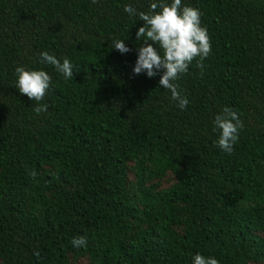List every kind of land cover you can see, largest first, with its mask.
Masks as SVG:
<instances>
[{
	"label": "trees",
	"instance_id": "trees-1",
	"mask_svg": "<svg viewBox=\"0 0 264 264\" xmlns=\"http://www.w3.org/2000/svg\"><path fill=\"white\" fill-rule=\"evenodd\" d=\"M152 2L0 0V264L264 263V0H182L212 45L175 81L183 110L162 71H133L145 22L124 8ZM20 66L52 77L46 112L17 89ZM225 107L244 123L231 154Z\"/></svg>",
	"mask_w": 264,
	"mask_h": 264
},
{
	"label": "clouds",
	"instance_id": "clouds-1",
	"mask_svg": "<svg viewBox=\"0 0 264 264\" xmlns=\"http://www.w3.org/2000/svg\"><path fill=\"white\" fill-rule=\"evenodd\" d=\"M124 11L130 15H138L145 22L136 33L137 40H142V43L137 50L134 74L146 72L152 78L162 71L159 84L171 92V98L177 101L180 109H185L189 100L181 95L179 84L175 81L188 72L189 65L196 58H199L197 66L203 68V61L212 51L208 31L201 27V12L191 6L182 7V0H172L170 4L166 0H154L148 12L139 13L131 5H126ZM112 48L122 54L131 51L125 40H114ZM41 61L53 65L66 80L74 75L73 65L68 58H64L61 63L54 55L45 51L41 53ZM15 72L18 77L16 87L20 94L36 102L37 106L33 110L37 114L46 112L48 106L40 102L51 85L52 77L49 73L42 69L26 70L22 66L17 67ZM214 124L215 129L220 131L217 146L223 152L231 154L239 132L244 128L243 121L235 111L225 107L215 116ZM72 244L77 248L86 247L87 238L74 237ZM193 259L194 264H219L216 258L199 253Z\"/></svg>",
	"mask_w": 264,
	"mask_h": 264
},
{
	"label": "rangeland",
	"instance_id": "rangeland-1",
	"mask_svg": "<svg viewBox=\"0 0 264 264\" xmlns=\"http://www.w3.org/2000/svg\"><path fill=\"white\" fill-rule=\"evenodd\" d=\"M84 263V261H80L78 264H83ZM262 264H264V263H262Z\"/></svg>",
	"mask_w": 264,
	"mask_h": 264
}]
</instances>
